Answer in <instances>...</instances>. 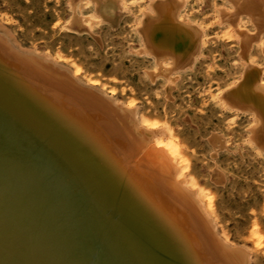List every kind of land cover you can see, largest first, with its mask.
<instances>
[{
	"label": "bare ground",
	"instance_id": "obj_1",
	"mask_svg": "<svg viewBox=\"0 0 264 264\" xmlns=\"http://www.w3.org/2000/svg\"><path fill=\"white\" fill-rule=\"evenodd\" d=\"M185 1L154 0L140 19L154 71L183 68L205 42ZM230 1L236 9L221 19L246 52L259 31L239 16L264 30V0ZM63 59L0 23V264H252L220 227L211 188L189 172L173 129ZM219 96L254 116L249 137L262 150V67L248 62Z\"/></svg>",
	"mask_w": 264,
	"mask_h": 264
},
{
	"label": "rangeland",
	"instance_id": "obj_2",
	"mask_svg": "<svg viewBox=\"0 0 264 264\" xmlns=\"http://www.w3.org/2000/svg\"><path fill=\"white\" fill-rule=\"evenodd\" d=\"M153 1L0 0V23L24 46L78 64L84 78L99 79L119 98L135 100L148 116L170 126L188 157L189 172L211 188L220 227L232 241L249 248L252 264H264V147L258 150L249 137L254 116L219 98L221 90L242 78L248 62L264 72V30L241 12L243 28L251 34L259 31L243 52L242 40L221 19V9L234 11V3L186 0L183 16L200 29L205 42L198 56L189 59L193 62L164 74L154 71L152 54L140 51L138 24Z\"/></svg>",
	"mask_w": 264,
	"mask_h": 264
}]
</instances>
